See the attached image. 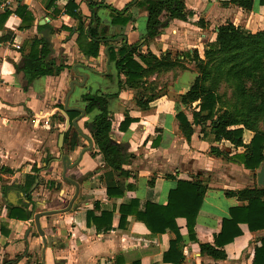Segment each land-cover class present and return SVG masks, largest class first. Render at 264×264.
Segmentation results:
<instances>
[{
	"label": "crops",
	"instance_id": "crops-1",
	"mask_svg": "<svg viewBox=\"0 0 264 264\" xmlns=\"http://www.w3.org/2000/svg\"><path fill=\"white\" fill-rule=\"evenodd\" d=\"M70 1L77 4L74 11L80 19L66 11ZM149 1L12 0L5 7L6 0H0V17L10 12L0 21V264H173L164 263L163 257L174 235L152 234L132 214L127 216V227L120 228L119 209L134 199L140 210L148 201L165 205L179 180L195 177L207 191L196 220V242L188 239L186 219L176 220L183 236L182 264H253L254 248L264 230L251 232L247 224H240L242 235L225 246V259L202 256L199 246L213 244L229 209L246 204L228 192L257 186L253 171L212 154L213 146L230 156L242 150L236 151L226 140L214 142L211 135L204 138L200 126L194 127L188 142L176 116L183 111L192 121L191 109L197 107V102L190 108L181 101L198 76L190 55L197 52L203 59L221 25L233 23L256 33L264 19V0H253L252 10L231 0H184L186 20H171L155 38L147 34ZM22 7L31 15L28 26L22 25L18 12ZM160 19H166L165 13ZM80 27L86 32L97 29V57L80 49ZM85 38L84 45L91 41ZM39 39L50 50L46 60L55 67L63 64L64 69L27 85L24 72L17 68ZM131 45L138 47L134 58L139 62L140 55L160 58L171 53L173 60L178 54L184 67L144 78L146 89L140 94L126 86L116 67V60ZM87 93L107 97L110 134L126 145L130 155L124 165L128 175L114 172L123 189L118 196L107 195L103 174L110 168L91 135L99 111H85ZM140 99L147 108L140 106ZM127 118L131 123L122 130ZM64 155L76 164L65 175L77 181L78 191L64 179ZM103 212L113 213L112 228L98 232L88 224V214L99 218ZM37 214L42 215L39 223L45 239L36 226Z\"/></svg>",
	"mask_w": 264,
	"mask_h": 264
},
{
	"label": "trees",
	"instance_id": "trees-1",
	"mask_svg": "<svg viewBox=\"0 0 264 264\" xmlns=\"http://www.w3.org/2000/svg\"><path fill=\"white\" fill-rule=\"evenodd\" d=\"M55 0H52V2ZM234 4L245 10H252L253 0H231ZM90 5L94 3L91 1ZM22 9V10H21ZM78 6L74 1H70L66 11L80 19L77 10ZM184 0H150L149 16L147 23V34L149 38H155L160 31L168 25L171 20H186ZM18 12L22 17V25H29L31 15L24 9L19 8ZM165 13L166 19L161 20L160 16ZM10 15L6 10L0 17V21H5ZM116 23H126L127 21L114 19ZM96 28H90L85 31L80 27L78 45L84 55L97 57L99 53L100 41L96 39ZM86 37V38H85ZM91 38L90 42L83 43V38ZM41 45L40 50L38 46ZM137 45H131L129 49L123 51L116 60V67L126 78L125 84L128 88L138 90V93H145L144 78H148L155 72H166L171 69L183 68L180 60H173L169 54L160 58L148 53L140 55L141 62L134 58L137 52ZM255 51L257 54H264V30L252 33L243 26H236L233 23L221 25L217 29L216 38L207 44L205 49V59L200 58L197 52L191 56L197 64L198 76L190 89L181 96L183 104L192 108L193 103L197 102L196 109H191L193 118L190 121L185 112L177 114L179 128L185 139L190 142L195 126L201 127L204 138L213 136L214 142L229 141L235 149L242 148V152H237L230 156L218 146L211 147V153L216 157H222L226 161H232L242 164L246 169L255 171L264 165V134L257 133L250 144L243 140L244 129L237 127L236 119L228 111H220L217 108L218 97L216 93L207 87V83L214 72L215 58L225 54L238 58L240 61L244 57H249ZM50 53L47 43L44 39L34 40L31 45V51L28 56L23 58L21 66L17 70L24 72L26 84H31L39 76L58 75L64 65L55 67L53 63L46 59ZM220 54V55H219ZM146 65V67H144ZM86 102L85 111H99L92 123L91 135L98 149V153L104 158L109 166V170L103 174L106 184L108 197L123 194L122 186L115 180L114 172L118 171L121 176H127L128 172L124 170V165L128 162L130 155L127 153L126 145L118 143L111 136L112 115L108 109V99L106 96L87 93L83 95ZM142 108H147V104L142 99L138 101ZM131 120L128 118L120 125L122 130L128 128ZM68 132L66 131V138ZM73 140L72 144H75ZM207 191V185L198 177L192 180H179L174 189L169 193L168 202L165 205L153 202H146L144 209L140 210L139 200L134 199L129 204H122L119 212L121 214L119 227L126 228L128 225L127 216L132 214L136 220L146 225L152 234H164L170 232L174 238L170 241V247L164 253L163 262L182 264L183 255V236L180 234L177 225V218L186 219L188 239L197 241L195 226L199 211L202 207L204 196ZM230 196H236L240 201L246 204L229 209L228 216L223 218L220 233L214 237V243H201L200 253L202 256H210L215 260H222L227 257L225 246L232 243L234 239L242 235L240 224H247L251 232L264 230V188H244L238 191L228 192ZM112 212H103L101 217H92L88 214V224H93L98 232H106L112 228ZM24 218V217H22ZM260 245L254 248L253 264H264V235L259 237ZM133 264H141L134 262Z\"/></svg>",
	"mask_w": 264,
	"mask_h": 264
},
{
	"label": "rangeland",
	"instance_id": "rangeland-1",
	"mask_svg": "<svg viewBox=\"0 0 264 264\" xmlns=\"http://www.w3.org/2000/svg\"><path fill=\"white\" fill-rule=\"evenodd\" d=\"M260 30H264V19L259 23ZM250 55L242 61L228 54L218 56L214 72L206 84L218 97L217 108L228 111L236 119L237 127L244 129L246 144H250L257 133L264 134V54L253 51ZM173 56L178 60V54ZM192 61L198 69L196 62ZM258 170L253 171L255 180Z\"/></svg>",
	"mask_w": 264,
	"mask_h": 264
},
{
	"label": "water",
	"instance_id": "water-1",
	"mask_svg": "<svg viewBox=\"0 0 264 264\" xmlns=\"http://www.w3.org/2000/svg\"><path fill=\"white\" fill-rule=\"evenodd\" d=\"M18 1H20V0H18ZM95 10H97V8H95ZM94 26H96V23H94ZM83 76V78L84 79H86V75H82ZM75 84V83H74ZM74 84H72V86L74 85ZM82 114H84V112H82ZM75 123V122H74ZM60 142H61V145L63 144V142H64V134H62L61 135V137H60ZM92 146H93V143L91 142V147L88 149V150H90L91 148H92ZM62 162L64 163V179H66L67 181H70V182H72L75 186H76V188H77V191H78V183H77V181H74V180H71V179H68L67 177H66V171L68 170V169H73L74 167H75V163L74 164H70V160H69V157L67 156V155H64L63 156V159H62ZM256 182H257V186L258 187H263L264 188V165H262L260 168H259V170L257 171V173H256ZM38 184V180L36 181V183H35V185L33 186V189H34V187H36V185ZM45 214H47V213H45ZM40 216H42L41 214H37L36 216H35V222H36V226H37V229H38V232L40 233V235L43 237V239H45L44 238V232L42 231V229H41V227H40V223H39V218H40Z\"/></svg>",
	"mask_w": 264,
	"mask_h": 264
},
{
	"label": "built area",
	"instance_id": "built-area-1",
	"mask_svg": "<svg viewBox=\"0 0 264 264\" xmlns=\"http://www.w3.org/2000/svg\"><path fill=\"white\" fill-rule=\"evenodd\" d=\"M11 2H12V0H6L4 6H5V7H9L10 4H11Z\"/></svg>",
	"mask_w": 264,
	"mask_h": 264
}]
</instances>
